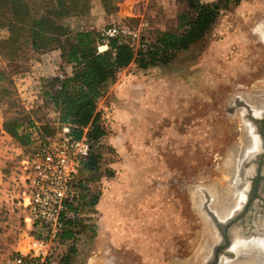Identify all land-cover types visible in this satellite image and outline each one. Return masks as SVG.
Wrapping results in <instances>:
<instances>
[{
  "label": "rangeland",
  "instance_id": "1",
  "mask_svg": "<svg viewBox=\"0 0 264 264\" xmlns=\"http://www.w3.org/2000/svg\"><path fill=\"white\" fill-rule=\"evenodd\" d=\"M15 2L26 4L33 17L51 15L54 28L59 26L55 32L91 30L101 43L100 30L116 25L126 32L119 37L136 51L155 44L162 33H183L196 16L189 0H80L58 9L57 16L50 14L51 0H1L0 263L25 246L24 235L31 232L18 204L27 187L22 159L40 141L64 133L43 86L73 70L51 50L32 47L30 22H17L10 35L6 19ZM200 2L220 6L217 21L200 40L186 50L160 54L147 68L132 62L104 88L97 111L108 138L94 149L102 154L101 170L92 179L79 178L87 200L114 189L113 204L105 212L96 206L82 210L76 252L67 264H186L190 258L187 264H201L206 256L209 230L194 195L203 203L196 187L208 184L211 208L217 210L211 187L232 180L234 189L238 180L232 177L240 179L238 168L229 171L224 165L229 182L217 185L226 182L222 165L242 137V122L228 112V104L238 93L264 88V0ZM101 46L98 50L105 51ZM6 122L27 130L31 144L15 141ZM68 248L58 250L59 264Z\"/></svg>",
  "mask_w": 264,
  "mask_h": 264
},
{
  "label": "trees",
  "instance_id": "2",
  "mask_svg": "<svg viewBox=\"0 0 264 264\" xmlns=\"http://www.w3.org/2000/svg\"><path fill=\"white\" fill-rule=\"evenodd\" d=\"M51 1L55 4L50 14L56 16L59 13L58 9H68L70 5L80 2V0ZM224 1L240 4L244 0ZM189 7L195 11L196 16L187 24L183 33H162L155 44H146L138 51L132 42L115 37L109 41L108 48L103 52L98 50V45H105L104 42L101 43L98 34L91 30L55 32L59 26L56 25L54 28L56 20L51 15L33 17L27 5H21L19 2H15L10 8L11 17L9 20L6 19L11 27L10 35L14 32L17 22L25 24L30 22L31 24L27 25V39L31 41L32 47L38 50H60L62 60L73 65L71 74L64 72L63 78L53 77L44 84V95L55 105L59 113V122L67 126L70 134L76 139L86 135L91 147L89 156L74 184L76 196L69 206L78 217L68 221L63 242L64 248H69L62 254L60 264H67L70 256L76 252L73 243L77 236L80 213L85 209L94 211L99 202L98 197L87 200L86 184L79 177L86 174L92 179L101 170L102 154L95 152L94 149L101 145V140L107 135V130L101 122V115L97 111V103L104 88L115 80L120 70L127 68L132 62L137 63L141 68H147L158 61L160 54L166 55L169 51L188 49L212 28L220 15L218 2L202 3L200 0H189ZM168 60V57L163 59L164 62ZM47 87L51 89L47 90ZM20 127L12 122L5 123V130L15 141L22 146H29L30 134L27 130L20 132Z\"/></svg>",
  "mask_w": 264,
  "mask_h": 264
},
{
  "label": "built area",
  "instance_id": "3",
  "mask_svg": "<svg viewBox=\"0 0 264 264\" xmlns=\"http://www.w3.org/2000/svg\"><path fill=\"white\" fill-rule=\"evenodd\" d=\"M116 25L104 27L99 35L106 49L112 38L125 34ZM62 77V75H61ZM84 135L74 138L67 126L60 138H47L22 159L27 187L18 202L26 211L25 246L18 248L0 264H59L64 248L63 235L68 221L78 214L70 209L76 191L74 184L90 153Z\"/></svg>",
  "mask_w": 264,
  "mask_h": 264
},
{
  "label": "flooded vegetation",
  "instance_id": "4",
  "mask_svg": "<svg viewBox=\"0 0 264 264\" xmlns=\"http://www.w3.org/2000/svg\"><path fill=\"white\" fill-rule=\"evenodd\" d=\"M264 90V88H262ZM251 92H241L235 95L231 102L228 104V112L230 114H237L239 120L242 122V129H246L247 132L255 131L259 138L261 139V150L258 153L255 160V169L250 175V178H246L243 172L248 163L249 158H237L238 164L242 161L245 164L240 171V179H238L239 184V197L241 201L237 202V208L229 210L233 211L232 215L227 221H218V224L213 220L210 223L209 231V249L207 252V261L203 264H222V260L225 258L226 262H235L238 259V244H248L253 241H264V224L260 226V230L255 231L254 221H257L258 217H261V221L264 223V125L257 123L256 120L263 119L264 114L261 116H254L247 112V107L251 106L249 99H244L242 96L245 94H254L257 91ZM243 113V115H242ZM245 114V115H244ZM247 116V118H246ZM255 127V130H251V126ZM246 161V162H245ZM258 169L260 172H258ZM226 177V174H224ZM229 175V174H228ZM228 177H226L225 183L217 184H227ZM244 184V187H243ZM263 187V188H262ZM242 197V198H241ZM258 206V207H257ZM217 212V210H214ZM259 213V214H258ZM211 214L215 216L211 209ZM214 218L213 216H211ZM222 218L225 216H221ZM224 224H223V223ZM220 224V225H219ZM260 224V225H261ZM212 233V235H211ZM236 234V236H234ZM212 236V240H211ZM251 253H245L248 255ZM224 259V260H225ZM225 262V261H223Z\"/></svg>",
  "mask_w": 264,
  "mask_h": 264
},
{
  "label": "bare ground",
  "instance_id": "5",
  "mask_svg": "<svg viewBox=\"0 0 264 264\" xmlns=\"http://www.w3.org/2000/svg\"><path fill=\"white\" fill-rule=\"evenodd\" d=\"M101 47H103V49H106V47L104 45H102ZM250 97H251V99L249 100V103H250L251 106H249L247 108V112L252 114V115H254V116L255 115L256 116L263 115L264 114V90L261 89L260 91H257L255 94H253ZM251 130H255V127L253 125L251 126ZM249 134L250 135L247 134V136H246V133H244V129H242L241 140L239 142H237V145H235V147H234L235 148V153H233V151H232V152H229L227 154V157H228V159L226 158L227 162H226V159H225V161H224V163L222 165V168H223L222 170H223L224 174H226V177L229 178L230 177V173L228 175V173L226 172L225 166H227L229 171H232V169L235 166L234 165L235 162H237V160H238V159L235 160L236 156H238L239 158H242V160L245 159V158H249L248 163H247V165H246V167L244 169L245 173L243 172V174L246 175L247 172H248L249 175H251L249 170L254 168V165H255L254 162L256 160V157H257L258 153L261 150V145L262 144H261V139L255 133V131H249ZM249 140H250V145H247V142ZM234 148H233V150H234ZM231 153H232V155H231ZM229 154H230V157L228 156ZM242 160L238 164L239 165L238 169L240 171H241L242 167H244V165H245L243 163L244 161H242ZM247 169H249V170H247ZM252 172H253V170H252ZM235 175H234V178L232 177V179H234V182H235V179H236V181L238 180V177H235ZM249 178H250V176L248 177V179ZM231 182H232V180L229 182V184ZM237 183H238V181H237ZM229 184L226 187H221V188H218L217 186H212L211 187V190L216 192L215 194H216V197H217L216 198L217 199L216 202L213 204V208H217V212L212 210L214 212L215 216L211 214V209H212L211 208V203H212L213 199L208 203V209H209V213L211 214V216L214 217V218L211 217V219H213L217 224H218V221H227L230 218V216L232 215V213H233V211L230 212L229 210H231V209H233L235 207L237 208V202H238L237 198H239V194L238 193H240V192L237 191L238 190L237 187H239V184L238 185L236 184L234 189L232 188L233 184L232 185H229ZM203 185L209 190L208 184H203ZM222 186H223V184H222ZM243 187H244V184H243ZM262 192L264 193V191H262ZM194 199H195V203H196L197 206L199 204H202L200 199H199V197L197 195H194ZM240 201H241V199L239 200V202ZM239 202H238V204H239ZM221 216H225V217L222 218ZM203 219H204L206 230L208 229L210 231L209 226H210V223H211V219L206 218L205 215L203 216ZM261 223L264 224L261 221V217H258L257 221H254V225H255V231L254 232H257V230L260 228V226H263ZM205 235H206V231H205ZM263 235H264V233H263ZM234 236H236V234ZM205 241H206V239H205ZM236 248H237V251H238V254H239L237 261H235V262H230L229 261V263L228 262H222V264H264V241L260 240V241H253V242L248 243V244H240V245L238 244V246ZM207 249H209V246H208ZM200 250H201V248H200ZM245 253H251V254L245 255ZM206 255H207V253H206ZM194 257H196V254H195ZM203 258H201V259H203L201 264H203V263H205L207 261V256H204ZM190 259H194V258H190ZM190 259L186 261V264L188 263V261H190Z\"/></svg>",
  "mask_w": 264,
  "mask_h": 264
},
{
  "label": "water",
  "instance_id": "6",
  "mask_svg": "<svg viewBox=\"0 0 264 264\" xmlns=\"http://www.w3.org/2000/svg\"><path fill=\"white\" fill-rule=\"evenodd\" d=\"M254 94V92H252V94H245L243 95L242 97L244 99L248 98L249 100L251 99L250 96H252ZM250 97V98H249ZM248 108V107H247ZM243 115V113H242ZM245 115V114H244ZM264 117V116H263ZM247 118V116H246ZM256 122L258 123H261L262 125H264V118L263 119H260V120H256ZM244 133H246V136L247 134H249V132L246 131L245 127H244ZM256 133V132H255ZM257 134V133H256ZM263 147H264V142H263ZM237 148V147H236ZM233 153H235V148L233 150ZM238 158V156H236L235 160ZM235 167L236 169L239 167L238 165V162H235ZM238 165V166H237ZM254 169H255V166H254ZM258 172H260V170L258 169ZM196 191L199 192L202 196H203V199H204V202L201 204L200 208L201 210L205 213V216L206 218L208 219H211V214L209 213V209H208V203L213 199L214 195L210 193V191L205 187V186H197L196 187ZM212 220V219H211ZM213 221V220H212Z\"/></svg>",
  "mask_w": 264,
  "mask_h": 264
},
{
  "label": "crops",
  "instance_id": "7",
  "mask_svg": "<svg viewBox=\"0 0 264 264\" xmlns=\"http://www.w3.org/2000/svg\"><path fill=\"white\" fill-rule=\"evenodd\" d=\"M50 52H52V54L54 55V58H58L59 61L63 62L62 58H61V52L60 50H51ZM67 73L71 74L70 72L67 71ZM104 138H108V136H104ZM114 194V189H108L105 191L104 195L101 196V198L99 199L98 204L96 205L97 209L99 208L100 211H108V207L111 206V204H113L112 199L114 198L113 194Z\"/></svg>",
  "mask_w": 264,
  "mask_h": 264
}]
</instances>
